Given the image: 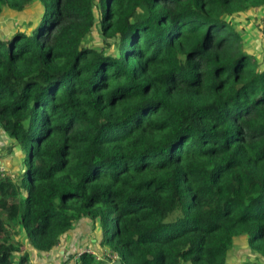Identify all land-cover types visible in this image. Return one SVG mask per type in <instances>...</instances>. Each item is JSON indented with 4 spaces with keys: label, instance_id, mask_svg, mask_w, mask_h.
<instances>
[{
    "label": "trees",
    "instance_id": "1",
    "mask_svg": "<svg viewBox=\"0 0 264 264\" xmlns=\"http://www.w3.org/2000/svg\"><path fill=\"white\" fill-rule=\"evenodd\" d=\"M263 9L0 0L31 20L0 37V133L27 164L23 198L0 177V264H32L16 227L48 254L83 220L121 264H229L240 238L264 258V41L237 22Z\"/></svg>",
    "mask_w": 264,
    "mask_h": 264
},
{
    "label": "crops",
    "instance_id": "2",
    "mask_svg": "<svg viewBox=\"0 0 264 264\" xmlns=\"http://www.w3.org/2000/svg\"><path fill=\"white\" fill-rule=\"evenodd\" d=\"M264 11V9L262 10ZM3 20V19H1ZM13 28L8 29L3 27L0 29V37L9 34ZM8 144V140L5 136L0 133V167H3L6 170V174H10V172L16 171L13 160L15 157L21 158L20 154L15 152L14 154H10L8 149L2 147V145ZM16 151V150H15ZM94 233L91 236L90 233ZM99 232L93 229V225L87 221L83 220L80 224H78L73 232L69 234L66 238L65 243H61L57 249L48 254H37L32 252L36 257H41L39 260L41 262L37 264H44L51 262V264H58L61 262L59 257L63 254L69 258H72L74 255L78 253V251L82 249H89L96 254L97 256H103L106 251H103L99 248ZM80 249V250H79ZM66 252V253H64ZM245 259L241 261L240 259ZM250 262H261L264 263V258L252 253L245 242V239L240 238L235 241L234 247L229 253L228 263L229 264H244ZM64 264V263H62Z\"/></svg>",
    "mask_w": 264,
    "mask_h": 264
},
{
    "label": "rangeland",
    "instance_id": "3",
    "mask_svg": "<svg viewBox=\"0 0 264 264\" xmlns=\"http://www.w3.org/2000/svg\"><path fill=\"white\" fill-rule=\"evenodd\" d=\"M256 14L257 15H253V13H250L247 17H243L241 20L237 21L238 24L240 25V27L243 26V27L249 28L248 30H249L250 37H253V39H252V47L253 48H255L256 42L258 44H260V46H261V44L263 43L262 41H264V11H261L260 13H256ZM18 18H19V20H7V19L0 20V29L2 30L3 27L8 28V29L14 28L16 24H18V23L22 24V21L31 23V20L28 19L25 15H20ZM257 23H259V24L255 27V25ZM34 24H35V21L33 22V25ZM92 35H93V40H95V43H97L98 42V36H97L96 32L94 31ZM2 147L8 149L9 145L6 144L5 146H2ZM13 164H14V167H15L16 171L10 172V175H11L10 178H11L12 181H15V182H17L19 184L21 197L23 198L25 196V193H24V189L21 187L22 184L24 183L23 180H22V175H23L24 171L26 170V165L27 164L24 161L23 157L22 158L15 157L14 160H13ZM15 229L17 230V234L14 237V239L25 244L23 252L26 253V254L28 253L30 262L32 264H37V263L41 262L39 260H41L42 258L41 257H36V255H34L28 249V246L26 244L24 236H23V234L20 233V230L17 227ZM90 234H91V236L94 235V233H92V232ZM64 253H66V252H64ZM59 257L61 259V262L58 263V264H62L65 259H69L64 254L62 256L59 255ZM240 260L244 261L245 259L243 258V259H240ZM17 261H18L17 258L14 259V263L15 264H17ZM44 264H51V262H48V263L44 262Z\"/></svg>",
    "mask_w": 264,
    "mask_h": 264
},
{
    "label": "built area",
    "instance_id": "4",
    "mask_svg": "<svg viewBox=\"0 0 264 264\" xmlns=\"http://www.w3.org/2000/svg\"><path fill=\"white\" fill-rule=\"evenodd\" d=\"M5 175H6V170H5L3 167H0V177H5ZM83 252H87V253H92V254H93V252L90 251L89 249H83V250L78 251V253H77L76 255H74V256H75V257H74V260H75L76 258H78V257L81 255V253H83ZM95 255H96V254H95ZM105 255H106L108 258H110L111 261H112L113 263L116 262V261H115V259H116L115 256H113V255H111V254H108V253H106ZM98 257H100V256H98ZM244 264H264V263H261V262H250V263H244Z\"/></svg>",
    "mask_w": 264,
    "mask_h": 264
},
{
    "label": "water",
    "instance_id": "5",
    "mask_svg": "<svg viewBox=\"0 0 264 264\" xmlns=\"http://www.w3.org/2000/svg\"><path fill=\"white\" fill-rule=\"evenodd\" d=\"M113 264H121V262L120 261H116Z\"/></svg>",
    "mask_w": 264,
    "mask_h": 264
}]
</instances>
